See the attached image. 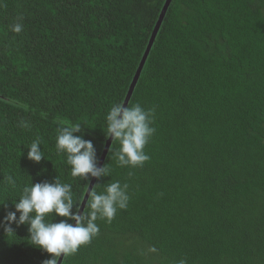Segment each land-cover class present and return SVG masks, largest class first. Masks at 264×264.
<instances>
[{
    "label": "trees",
    "instance_id": "obj_1",
    "mask_svg": "<svg viewBox=\"0 0 264 264\" xmlns=\"http://www.w3.org/2000/svg\"><path fill=\"white\" fill-rule=\"evenodd\" d=\"M166 3L0 0L8 210L25 183L55 176L83 204L89 185L57 153V129L84 126L100 163L106 113L127 100ZM137 102L155 110L150 159L119 167L108 153L100 183H126L128 206L98 220L99 234L63 264H264V0H173L128 105ZM37 138L46 159L38 164L27 158ZM12 227V236L0 227V264L50 258L27 226Z\"/></svg>",
    "mask_w": 264,
    "mask_h": 264
},
{
    "label": "clouds",
    "instance_id": "obj_2",
    "mask_svg": "<svg viewBox=\"0 0 264 264\" xmlns=\"http://www.w3.org/2000/svg\"><path fill=\"white\" fill-rule=\"evenodd\" d=\"M12 30L19 33L22 24H14ZM154 111L138 102L114 103L107 111L104 135L112 143L119 144L117 149L110 147L108 150L119 167H142L150 159L144 149L156 131ZM22 126L28 127L26 123ZM83 128L79 123L58 128L55 147L57 153L66 156L71 176L88 183L89 195L85 203H79L73 185L58 176L51 181L34 183L31 179L25 183L18 197L11 200L12 210H8L9 200L0 198V208L5 210L0 227L12 236L15 234L13 225L16 228L27 226L30 244L50 254L44 264H58L61 256L75 254L99 234L98 220L111 222L118 210L128 206L130 196L126 183L121 184L119 180L100 183L102 178L110 176L111 169L107 163L100 165L97 149L91 140L85 139ZM41 145L42 141L37 138L27 147L30 161L38 164L46 160ZM93 178L97 181L95 187L91 183ZM6 179L15 189L16 180L12 176ZM179 264H186V261L181 260Z\"/></svg>",
    "mask_w": 264,
    "mask_h": 264
},
{
    "label": "water",
    "instance_id": "obj_3",
    "mask_svg": "<svg viewBox=\"0 0 264 264\" xmlns=\"http://www.w3.org/2000/svg\"><path fill=\"white\" fill-rule=\"evenodd\" d=\"M172 2H173V0H167L166 6H165V8H164V10H163V12H162V14H161V16H160V19H159V21H158V23H157V26H156V28H155V30H154V33H153V35H152V38H151L150 44H149V46H148V49H147V51H146V54H145V56H144V58H143V60H142V62H141L140 68H139V70H138V72H137V76H136V78H135V80H134V82H133V84H132V86H131L130 92H129V94H128V98H127V100H126L125 103H124V104H126V105H128L129 102H130V100H131V97H132V95H133V92H134V90H135V87H136V85H137V82H138V80H139V77H140V75L142 74V71H143V69H144V67H145V65H146L147 59H148V57H149V55H150V53H151V50H152V48H153V45H154V43H155V41H156V39H157V36H158V34H159V32H160V29H161V26H162V24H163V22H164V19H165V17H166V14H167V12H168V10H169V8H170ZM112 144H113V143H112L111 139H109V141L107 142V145H106V148H105L104 154H103V156H102V158H101V160H100V165H101V166L104 165V163H105V161H106V158H107V155H108V153H109L108 150H109V148L112 146ZM96 182H97L96 179L93 178V180H92V182H91V183L93 184V187H95L94 184H95ZM88 195H89V190H88V192H87V194H86V196H85V199H84V202H83V203H85L86 200L88 199ZM65 257H66V256H65ZM65 257L61 256V258H60L59 261H58V264H63Z\"/></svg>",
    "mask_w": 264,
    "mask_h": 264
}]
</instances>
